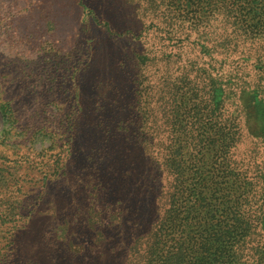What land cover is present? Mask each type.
Returning a JSON list of instances; mask_svg holds the SVG:
<instances>
[{"label": "trees", "instance_id": "16d2710c", "mask_svg": "<svg viewBox=\"0 0 264 264\" xmlns=\"http://www.w3.org/2000/svg\"><path fill=\"white\" fill-rule=\"evenodd\" d=\"M47 8L48 40L66 38L48 48L53 59L82 64L60 166L13 209L29 210L6 264H264V169L248 175L255 160L237 152H264V0ZM246 186L253 227L241 214Z\"/></svg>", "mask_w": 264, "mask_h": 264}, {"label": "rangeland", "instance_id": "374dc122", "mask_svg": "<svg viewBox=\"0 0 264 264\" xmlns=\"http://www.w3.org/2000/svg\"><path fill=\"white\" fill-rule=\"evenodd\" d=\"M32 6L38 10V20L30 24ZM46 10L47 0H0V264L8 261L14 226L27 220L24 215L29 209L19 216L13 209L30 205L56 165L60 166L53 161L64 147L67 123L74 113L72 92L82 63L65 65L58 55L53 59L48 48L61 47L66 38L56 34L58 38L48 40L57 29L45 16ZM189 106L190 97L181 94V128L189 119ZM252 147L243 144L237 152L255 157ZM251 155L248 158L255 163L248 167V175L256 174L258 166L264 169V152L255 159ZM249 198L246 186L240 196L246 202L241 205V214L253 227L258 208ZM258 240L264 243V238ZM253 256L260 254L253 252Z\"/></svg>", "mask_w": 264, "mask_h": 264}]
</instances>
